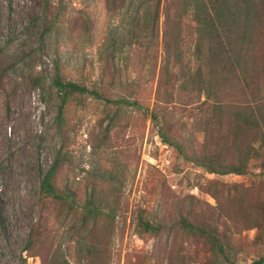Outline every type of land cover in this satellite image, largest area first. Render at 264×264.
<instances>
[{"label":"rangeland","instance_id":"rangeland-1","mask_svg":"<svg viewBox=\"0 0 264 264\" xmlns=\"http://www.w3.org/2000/svg\"><path fill=\"white\" fill-rule=\"evenodd\" d=\"M62 1L0 0V66L7 67L0 89V264H201L210 257L208 245L185 234L175 221L190 209L217 206L218 201L205 191L210 181L253 188L263 184L252 176L208 173L184 161L158 135L146 108L156 101L165 61L162 32L164 6L169 0L161 2L156 46L142 31L156 0H126L115 12L108 10V0H66L67 9L56 17ZM190 23L187 20L180 27V45L174 43L183 49L184 61L194 54L189 38L195 22ZM261 30L253 40L254 68L263 62ZM109 52L115 55L113 61ZM56 58L70 77L83 79L89 86L102 73L106 79L117 76L119 90L144 108H126L109 123L104 103L89 98L84 107L69 110L66 124L58 127L53 85ZM41 75L46 79L44 90L32 82ZM177 75L174 90L162 88L161 97H165V89L181 92L175 91L182 77ZM252 75L264 92V79ZM227 78L223 104L233 111L235 105L250 102L252 97L241 96L236 77ZM109 92L113 94L114 89ZM162 104L172 110L179 140L195 145L205 140L208 135L199 122V109ZM201 113L204 119L210 114ZM210 131L214 135L229 133L224 127ZM56 156L61 159L57 185L71 186L80 201L91 192L103 197L112 210L114 207L115 219H102L90 233L74 236L65 211L51 206L43 214L40 244L26 252L25 243L40 213V179ZM139 209H146L162 223L160 232L138 233ZM255 233L245 230L231 238V249H226L231 262L250 264L264 254V242L253 243ZM89 245L93 246L91 252L87 251ZM218 264L230 262L220 256Z\"/></svg>","mask_w":264,"mask_h":264},{"label":"trees","instance_id":"trees-1","mask_svg":"<svg viewBox=\"0 0 264 264\" xmlns=\"http://www.w3.org/2000/svg\"><path fill=\"white\" fill-rule=\"evenodd\" d=\"M125 1L108 0V10L115 12L122 9ZM161 2L162 0H156L143 24V35H150L151 45H154V40L159 37ZM67 6L66 0L60 2L56 17L65 11ZM164 17L162 35L165 61L158 78L156 101L152 108H146L158 135L164 143L175 148L184 161L201 167L208 173L220 176H252L263 184L260 188H253L239 183L227 186L210 181L205 186V191L218 201L217 206L212 209H190L186 215H181L175 221L185 234L208 245L210 257L201 264H218L220 256L230 264H237L231 262L226 254V249H231L232 237H237L245 230L254 229L256 233L253 243L258 245L264 242V92L252 80V74L264 79V56L261 59L262 64H255L254 68L256 57L253 45L254 37L259 33L257 31L262 29V34L259 35L264 36V0H169L164 6ZM187 20L191 25L195 22V25L191 26L193 31L191 30L192 35L189 38L194 44V54L184 61L183 49L176 45L183 40L180 27ZM136 22L138 20L134 23ZM49 28L47 26V30ZM108 55L112 61L115 59L112 52ZM6 68L0 66V89L7 74ZM224 68L226 72L222 73ZM178 72L182 77L178 79L179 85L175 91L181 92L165 89V97H161L162 88L170 86L174 90L173 78L178 76ZM227 74L236 77L240 85L236 89L241 96L252 97L250 102L235 105L233 111L229 109L232 106L223 104L222 92L223 88L228 86ZM117 78L113 75L106 79L102 73V76L89 86L83 79L70 77L65 72L61 60L56 58L53 85L58 100V127L66 124V114L69 110L84 107L89 98L104 103L105 118L109 123L124 113L126 108L136 106L143 109L138 100H132L123 89L119 90L122 86ZM32 82L35 87L44 90V75L34 78ZM111 89H114L113 94L109 92ZM201 96H204V100L200 102ZM175 99L182 101L177 102ZM164 101L174 106L179 104L180 107L186 108L190 105L199 109V122L205 126L203 132L208 135L205 140L199 145H195L194 141L186 144L179 140L174 133L175 124L170 117L172 110L162 104ZM201 111L210 114L204 119ZM222 127L229 133L214 135L210 131ZM60 163L61 159L56 156L40 179V213L25 243L26 252L32 251L40 244L45 228L43 214L51 206L57 211H65L66 218L71 221L69 227L74 236H81L86 231L90 233L102 219H115L114 207L112 210L103 197L91 192L84 201H80L71 186L57 185L56 173ZM252 169L259 171L254 173ZM136 219V230L140 234H157L163 227L157 218L150 217L146 209H139ZM92 248L93 246L89 245L87 251L91 252ZM250 264H264V254L259 255Z\"/></svg>","mask_w":264,"mask_h":264}]
</instances>
